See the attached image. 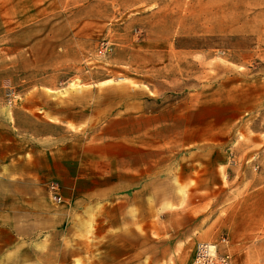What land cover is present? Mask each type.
Returning <instances> with one entry per match:
<instances>
[{"label": "rangeland", "instance_id": "1", "mask_svg": "<svg viewBox=\"0 0 264 264\" xmlns=\"http://www.w3.org/2000/svg\"><path fill=\"white\" fill-rule=\"evenodd\" d=\"M0 119L35 147L74 142L82 179L121 169L119 157L143 166L145 253L122 264H174L171 217L200 210L208 166L218 162L214 185L235 164L264 172V0H0ZM52 183L61 193L49 179L38 198L58 207ZM204 197L213 212L230 201ZM86 225L49 223L1 250L0 264H70L60 240L106 236ZM209 231L194 252L226 236Z\"/></svg>", "mask_w": 264, "mask_h": 264}, {"label": "crops", "instance_id": "2", "mask_svg": "<svg viewBox=\"0 0 264 264\" xmlns=\"http://www.w3.org/2000/svg\"><path fill=\"white\" fill-rule=\"evenodd\" d=\"M56 116L66 129L79 124L73 116ZM15 126L0 119V256L1 250L11 249L18 238L48 230L49 223L80 234L89 223L97 239L103 232L106 236L92 242L84 241L82 236L60 240L65 247L60 259L70 264H122L130 254L135 253L137 261L143 258L145 240L138 231L139 227L145 228L144 202L140 199L145 195L143 166H130L128 158L119 157L113 163L121 169H100L95 176L82 179L77 156L70 152L75 150L74 142L59 146L57 151L35 147L31 141L17 138ZM217 164L208 166L206 175L201 176L200 210L186 208L174 214L175 219L171 217L175 232L167 245L172 262L190 264L197 239L210 236L209 230L216 229L226 235L228 247L236 254L233 264H264V172L242 170L235 164L225 182L218 178L214 185L207 179L210 171L217 170ZM49 179H57L62 186L63 202L58 207L42 204L38 198L40 187ZM204 196L230 201L213 212L208 200L207 207L204 205ZM124 226L136 237L125 235ZM117 229L120 231L107 236L108 230ZM198 230L207 232L200 235ZM98 245L100 253L95 254Z\"/></svg>", "mask_w": 264, "mask_h": 264}, {"label": "built area", "instance_id": "3", "mask_svg": "<svg viewBox=\"0 0 264 264\" xmlns=\"http://www.w3.org/2000/svg\"><path fill=\"white\" fill-rule=\"evenodd\" d=\"M49 195L56 203L63 201L56 183L49 186ZM227 248L228 238L226 236L220 237L214 242H201L196 246L190 264H233Z\"/></svg>", "mask_w": 264, "mask_h": 264}]
</instances>
